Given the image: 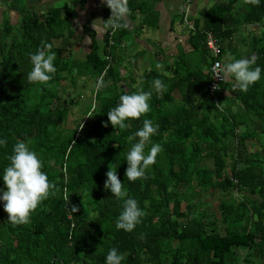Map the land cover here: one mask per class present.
<instances>
[{"label": "trees", "instance_id": "trees-1", "mask_svg": "<svg viewBox=\"0 0 264 264\" xmlns=\"http://www.w3.org/2000/svg\"><path fill=\"white\" fill-rule=\"evenodd\" d=\"M99 1L104 33L101 40L88 35L87 52H75L64 40L55 44L72 34L67 5L43 12L22 5L13 23L18 26L0 29V137L7 139L0 172L13 146L31 140L58 189L27 225H11L0 201V264H105L113 247L125 254L122 264H264V79L247 92L233 91L234 79L209 88L213 63L223 66L226 54H256L264 68V38L238 43L233 37L264 19V0L258 6L240 0L243 8H235L239 0L214 2L198 17L192 0H183L180 23L198 64H187L183 52L182 65L162 63L169 76L155 62L144 72L121 74L123 57L116 52L128 32L109 26L111 9ZM156 1L129 0L130 12L156 28ZM209 32L219 43L216 56L205 46ZM42 41L53 43L56 53L50 87L27 80L30 54ZM246 46L250 53L241 52ZM155 78L167 85L162 94L152 88ZM137 90L152 92L151 111L129 121L128 129H116L107 111L120 95ZM93 108L98 113L87 116ZM70 114L76 117L68 126ZM144 119L159 124L152 141L163 150L147 179L133 182L126 177L127 137ZM110 169L145 211L131 232L116 228L123 201L105 188ZM5 187L0 177V189Z\"/></svg>", "mask_w": 264, "mask_h": 264}, {"label": "clouds", "instance_id": "clouds-1", "mask_svg": "<svg viewBox=\"0 0 264 264\" xmlns=\"http://www.w3.org/2000/svg\"><path fill=\"white\" fill-rule=\"evenodd\" d=\"M111 9L109 26L114 30L126 28L124 23L130 14L129 0H102ZM262 0H244L245 4L258 6ZM97 28V25H95ZM40 47L35 53L30 54L31 70L27 73V80L30 84L43 85L50 87L57 72L55 66L56 53L53 51V43L48 41L41 42ZM258 56L252 54L250 57L239 59L229 57V62L220 68L222 79H234L235 83L232 90L247 92L249 87L257 81L264 79V68L257 62ZM157 70L169 76L162 63L156 64ZM98 88L103 84H98ZM152 88L162 94L167 89V85L159 78L152 81ZM151 91L137 90L131 93L120 95L118 104L107 111L108 121L116 129H128L129 121L139 120L151 111L150 100ZM96 112L93 108L87 116H92ZM108 122H105L107 126ZM159 124L151 119H144L143 126L132 132L127 141L130 145L126 153L128 167L126 177L129 181L147 179V171L150 166L157 161V156L162 152V145L153 143L152 137L158 133ZM138 138V139H137ZM31 140L18 141L13 146L12 154L9 156L10 163L0 172L4 185L0 189V201L3 208L8 213V222L13 226L27 225L31 222L30 217L38 206L50 196H55L58 189L54 182L50 181L46 172L43 171L44 163L39 154L30 145ZM7 144V139L0 137V147ZM147 150V151H146ZM105 188L110 189L114 196L123 201V209L120 212L116 228L131 232L141 223V218L145 211L139 206L138 201L128 195V189L118 178L117 171L110 169L106 173ZM126 256L111 248L105 256V264H122Z\"/></svg>", "mask_w": 264, "mask_h": 264}, {"label": "crops", "instance_id": "crops-1", "mask_svg": "<svg viewBox=\"0 0 264 264\" xmlns=\"http://www.w3.org/2000/svg\"><path fill=\"white\" fill-rule=\"evenodd\" d=\"M225 2L226 0H192L194 16H201L204 10L214 2ZM22 5H28L37 12H43L47 7H69L71 27L75 29L74 33L78 37L74 44V51L87 52L91 42L89 34H96L98 40H101L104 33V13L99 0H0V20L5 14L9 15L12 23L20 20V11ZM183 0H158L154 3V9L158 12V25L151 28L147 23L142 24V18L138 13L127 16L124 23L127 24L125 30L127 34L120 44L122 49L116 52V55L123 57L122 62H118L122 75L132 72H144L152 62L165 63L167 65H182V53L187 55L186 62L191 63L193 59L189 57L191 47L188 45V32L180 23V13ZM235 8H243L242 1H237ZM97 25V28L95 27ZM234 41L240 42L242 39L250 41L252 38H264V19L259 23L244 26L234 34ZM126 39V40H127ZM61 43V42H60ZM242 53H250L251 49L246 46L241 48ZM229 54L222 57V62H229ZM233 57V56H232ZM231 57V58H232ZM232 82L233 79H226ZM227 91V90H226ZM174 98H179L180 91L176 89ZM249 145V144H248ZM256 145V142L250 143Z\"/></svg>", "mask_w": 264, "mask_h": 264}, {"label": "built area", "instance_id": "built-area-1", "mask_svg": "<svg viewBox=\"0 0 264 264\" xmlns=\"http://www.w3.org/2000/svg\"><path fill=\"white\" fill-rule=\"evenodd\" d=\"M205 46L214 56L218 54L219 51V43L217 39L213 36L212 33H207L206 39H205ZM222 67L221 62L218 60H215L213 63V66L211 68L212 70V81L209 85L210 91L213 92V89H217L220 82H223L224 79L221 78L220 75V68ZM236 182V181H235Z\"/></svg>", "mask_w": 264, "mask_h": 264}, {"label": "rangeland", "instance_id": "rangeland-1", "mask_svg": "<svg viewBox=\"0 0 264 264\" xmlns=\"http://www.w3.org/2000/svg\"><path fill=\"white\" fill-rule=\"evenodd\" d=\"M210 5H212V3H210ZM5 17L3 18V19H1L0 20V29L1 30H4V28H6L8 25L7 24H11V26L12 27H16V26H18V24L17 25H15V24H13L12 23V21L9 19V15L6 13L5 15H4ZM9 21V23H7L8 21ZM66 30H68V31H72V34L70 35H68V34H64V36L62 37V39H60V40H57V41H55V44L57 45L58 44V42L59 41H62V40H64V41H66V42H70V43H76L78 40H77V36L75 35V33H74V31H75V29L73 28V27H71V26H69ZM82 55H84V53L82 52L81 53ZM194 56V53L193 54H191V56H190V58H191V60H192V57ZM198 64V58H196L195 57V62L193 61V64L192 65H197ZM154 66H156V64L154 65ZM157 69V68H156ZM80 90V88H77V93H79L78 91ZM72 110L74 111V112H76V110L75 109H73L72 108ZM72 111V112H73ZM75 114H70L69 115V117H68V126H70L71 125V122L73 121V119L76 117V116H74ZM86 119V117L84 118V120ZM213 198H211V200H212ZM210 200V201H211ZM212 201H214V199L212 200Z\"/></svg>", "mask_w": 264, "mask_h": 264}]
</instances>
